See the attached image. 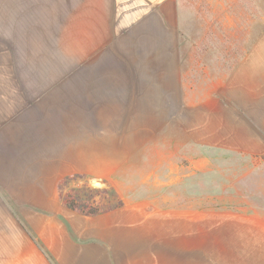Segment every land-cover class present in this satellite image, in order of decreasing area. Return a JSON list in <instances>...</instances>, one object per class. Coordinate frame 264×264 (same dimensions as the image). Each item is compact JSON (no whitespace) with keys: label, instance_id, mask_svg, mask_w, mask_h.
<instances>
[{"label":"crops","instance_id":"1","mask_svg":"<svg viewBox=\"0 0 264 264\" xmlns=\"http://www.w3.org/2000/svg\"><path fill=\"white\" fill-rule=\"evenodd\" d=\"M75 9L72 87L0 113V264H264L263 195L228 191L264 170V0Z\"/></svg>","mask_w":264,"mask_h":264},{"label":"rangeland","instance_id":"2","mask_svg":"<svg viewBox=\"0 0 264 264\" xmlns=\"http://www.w3.org/2000/svg\"><path fill=\"white\" fill-rule=\"evenodd\" d=\"M75 6L76 0H0V103H24L21 106H3L1 114H11L13 109H18L13 115L27 113L50 90L67 85L72 87L73 73L56 72L60 66H75ZM68 97L74 96L69 94ZM0 119L12 120L11 117ZM3 129L0 126V140L4 136ZM215 158L220 161V157ZM225 159L229 163V175L234 178V169L232 171L230 166L243 161L230 155ZM247 176V185L228 186V191L239 193L241 197L251 194L255 199L258 195L264 198V170ZM70 181L61 187L67 188ZM256 181L262 185L253 184ZM217 188L213 186L211 193H217ZM66 195H71L72 198L68 199L88 212L109 206L107 192L88 185L72 187ZM256 205L264 206V201H257ZM187 238L183 233L179 235L180 246L187 245Z\"/></svg>","mask_w":264,"mask_h":264},{"label":"trees","instance_id":"3","mask_svg":"<svg viewBox=\"0 0 264 264\" xmlns=\"http://www.w3.org/2000/svg\"><path fill=\"white\" fill-rule=\"evenodd\" d=\"M71 195H67L66 196V198H67V200H65V203L66 204H68V205H70V206H74V204H73V202H72V200H69L68 198H72V196L70 197ZM95 211H97V210H94V211H89L90 213H94Z\"/></svg>","mask_w":264,"mask_h":264}]
</instances>
